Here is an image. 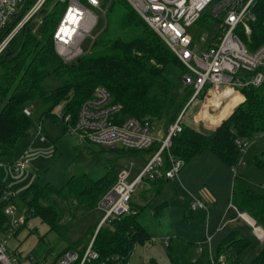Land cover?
<instances>
[{"label": "trees", "instance_id": "16d2710c", "mask_svg": "<svg viewBox=\"0 0 264 264\" xmlns=\"http://www.w3.org/2000/svg\"><path fill=\"white\" fill-rule=\"evenodd\" d=\"M52 1L54 0H47L17 30L7 46L9 53L4 51L0 55V161L11 159L17 144L31 136L34 128L32 110L39 111L40 120L56 122L54 111L61 108L60 113L63 116L70 114L73 123L80 107L93 98L97 88H102L109 94L112 104L121 105L120 112L113 117L116 124L132 117L163 122L167 127L177 119L194 93V89L183 81L187 70L163 40L124 0H116L109 5L106 19L107 13L117 3L119 12L122 13L121 22L113 27L111 33H108L106 26L93 45L98 50L69 64L63 63L57 56L52 42V35L64 14L67 0L53 4ZM79 1L86 4V0ZM35 2L36 0H26L16 20L0 32V42ZM253 14L255 21L250 24V35L245 36L239 32L240 39L250 51L264 43V0L256 1ZM37 18L41 22L35 28ZM214 23L205 13L198 22L195 39L202 33L211 35ZM50 78L59 81V85L49 91L45 88L44 81ZM239 93L244 101L234 108L212 134L205 136L183 124L182 132L172 138L168 153L183 159L186 164L210 152L228 169L234 168L241 159L235 140L252 142L264 138V81L259 87L241 88ZM236 103L231 102L223 110L222 117ZM201 108L199 103L191 110L188 117L191 124ZM25 109L31 111V116L23 113ZM205 117L209 118L207 115ZM222 117L212 119L211 122L216 123ZM62 127L66 132L65 127ZM158 148L159 144L153 143L151 148L145 150L149 153L148 157ZM84 150L94 154L90 147ZM134 152L142 151L123 148L105 151L99 147L96 163L104 170L100 177L73 175L61 189L50 184L34 183L22 195L18 205L14 196L2 199L7 188L0 179V234L5 233L9 227V217L5 215L4 209L12 204L17 212L25 210L24 224L16 231L30 219L38 218L47 225L49 232L64 237L69 224L64 222L63 205L72 219L79 209L85 212L95 211L97 204L116 181L117 173L122 168L118 162ZM168 153H163L162 171L170 166ZM143 181L149 182L148 185L153 188L164 184L166 179L157 177ZM232 202L240 213L247 214L264 231V195L256 193L244 181L235 177ZM146 207L138 206L131 199L127 214L102 225L96 232L100 222V218L97 219L88 228V240L83 247L77 249L69 244L62 253H78L79 259L73 264H79L93 240L92 250L97 258L84 264H127L135 246L144 244L151 238L150 232L142 224ZM179 243L182 246L180 254L176 252L173 242L168 244V264H208L205 254L194 256L193 243L184 240ZM254 243L256 244L252 238L244 237L238 231H231L217 244L216 258L223 257L226 264H264V244L249 261H245V255L254 247Z\"/></svg>", "mask_w": 264, "mask_h": 264}, {"label": "built area", "instance_id": "2783aa9c", "mask_svg": "<svg viewBox=\"0 0 264 264\" xmlns=\"http://www.w3.org/2000/svg\"><path fill=\"white\" fill-rule=\"evenodd\" d=\"M46 1L36 0L15 28L0 42V55L6 51L17 30L30 20ZM107 1V8L103 9L101 0H86V4L79 0H67L64 14L52 35L55 53L63 63H72L91 51L102 32H98L97 35L92 34L99 19L91 8L101 13L105 22L104 30L107 9L116 0ZM124 1L163 40L185 67L187 72L183 81L194 89V93L177 119L163 130L164 138L162 140H159L155 134L154 122L148 119L138 120L129 117L120 124L114 123L113 117L120 112L122 107L119 104H112L109 94L102 88H97L93 98L80 107L75 122L71 123L70 114L63 116L62 113H59V120L65 127L66 133L73 137L78 145L86 146V148L97 145L105 151H111L119 146L127 150L145 151L151 148L153 143L159 144L158 150L149 157L144 163L143 169L135 177H132L134 164L118 171L115 183L97 204L96 209L102 213L97 231L102 225L128 213L132 195L143 180H153L157 177L174 180L178 176L185 162L168 152L172 138L182 132L183 119L189 107L197 102H204L203 104L208 102V107L211 106L218 110L222 101L228 96L226 91L239 92V89L248 86L259 87L264 81V43L256 50L250 51L239 35V32L245 36L250 35V24L255 21L253 8L257 0ZM25 2L26 0H0V32L16 20ZM205 13L215 21L216 27L211 35L202 33L196 40L195 33L199 26L198 22ZM88 39L90 42L85 49L83 44ZM212 99H215L216 102L212 103ZM23 113L28 117L31 116L29 109H25ZM37 137L44 140L40 127L37 129ZM235 144L239 149L241 159L231 169L234 174L242 164V158L249 146V141L236 139ZM164 152L168 153L170 164L166 171H162ZM26 155L27 153L23 152L11 163L12 171L15 174L29 168ZM11 197L13 194L8 189L3 192L2 199ZM9 207L11 209H7ZM189 210L191 212H206L207 207L202 201L191 196ZM4 213L11 219V222L7 231L0 234V264H20L16 257L8 251L7 245L16 230L24 224L25 210L21 209L20 212H17L16 207L10 204L5 207ZM250 226L257 240L263 242L264 237L256 234L254 226ZM255 227L257 226L255 225ZM212 241V237H207L205 244L197 246V252L202 253L206 250L208 264H226L223 257L216 258L211 247ZM162 242L168 244L167 241ZM92 243L93 240L88 245L79 264L97 258L92 250ZM78 259V253L64 252L56 257L53 264H73Z\"/></svg>", "mask_w": 264, "mask_h": 264}, {"label": "rangeland", "instance_id": "374dc122", "mask_svg": "<svg viewBox=\"0 0 264 264\" xmlns=\"http://www.w3.org/2000/svg\"><path fill=\"white\" fill-rule=\"evenodd\" d=\"M57 1L66 2V0H54L51 3L53 4ZM101 4L103 9H106L108 1L101 0ZM91 10L97 14L99 19L98 25L92 32V34L97 35L98 32H103L105 22L98 10L94 8H91ZM121 16L122 13L119 12V6L115 3L107 13L106 26L108 27V33H111L113 27L121 22ZM40 22V18L35 20V28L38 27ZM214 25L216 27L215 23ZM89 42L88 39L83 44V48L87 49ZM97 50L98 47L94 46L88 54L95 53ZM44 82L45 88L49 91L59 85V81L52 78ZM204 105H206L205 108L208 106V104ZM191 107L194 108V106ZM191 107L186 111L183 124L192 110ZM54 112L57 119L56 122H51L45 119L40 120L39 111L32 110L34 128L31 136L17 144L11 159H2L0 161V179L13 194L17 205L21 203V197L25 191L34 183L39 185L50 184L56 189H61L70 176L88 174L92 178H98L104 172L101 166L96 163L99 146H90L94 150V154L85 152L86 146L78 145L73 137L63 131L59 120L61 108ZM212 125H215V123L212 122ZM39 127L44 140L37 137V129ZM154 127L157 138L162 140L164 138L163 130L166 125L163 122H154ZM117 148L120 147L118 146ZM23 152L27 153L26 160L29 168L15 174L12 171L11 163L19 158ZM207 155L211 156L216 164H220L225 173L222 174L206 155L187 163V168H192L190 172L191 182L188 187L186 186L187 190L175 183L172 185L175 188L176 195L184 198L185 202L179 203L176 201L175 205L172 206L174 195L169 187L171 182H167L162 191L148 204L149 212L142 216V224L150 232L151 238L144 244L135 246L127 264H168L166 257L167 244L162 241L173 239L175 236L193 237L194 235L197 237L200 233L199 227L204 237L206 224L202 217L199 218V221L194 220L192 225H185L181 221L180 214L183 215V206L188 204L189 195L197 198L200 195L202 197L203 192H208V194L213 192L219 196L221 201L218 202L219 204H214V207L209 205L213 212L215 211L212 213V220L219 209L221 210L220 213L225 209V207L222 208L220 206V203H225L226 206L232 203L234 176L244 181L256 193L264 195V138L252 142L249 141V146L242 158V164L237 168L235 174H233L232 170L226 169L211 153H207ZM148 156L149 153L146 151L130 153L127 154L124 160H120L118 165L126 168L130 164H134L132 177H135L143 169V163L149 159ZM148 183L143 181L136 187L132 195L133 203H141V197H143L141 195L142 189L146 188ZM201 199L204 201L203 197ZM63 206L64 222L69 224L68 231H66L64 237L59 236L57 233L49 232L47 225L41 223L38 218L30 219L24 227H21L11 237L7 248L20 264H53L56 257L63 254L62 251L69 244L80 249L87 243L88 228L102 217V213L98 212L97 209L90 212L79 209L72 219L65 205ZM7 209H11V207ZM231 213L236 215L233 211ZM244 219L252 223L246 215ZM10 222L11 219H8V223ZM228 229L230 227H227L226 231ZM246 229V236L253 238V229L250 226H246ZM199 242L201 241H196V244L199 245ZM261 246L262 244L258 242L254 243V247L246 253L245 261H249L251 254L253 253L254 255Z\"/></svg>", "mask_w": 264, "mask_h": 264}, {"label": "crops", "instance_id": "0c3cea01", "mask_svg": "<svg viewBox=\"0 0 264 264\" xmlns=\"http://www.w3.org/2000/svg\"><path fill=\"white\" fill-rule=\"evenodd\" d=\"M226 92H227L228 96L223 101L221 100L222 101V104L220 105V107L218 108V110L216 108L211 107V106L210 107L207 106L208 108L206 107L207 108L206 109L205 108L206 105L203 106V103H200V105L202 106V108L199 111L198 115L195 117L193 123L191 124L188 121V119H189L188 117H189V114H190L189 113L188 116H187L186 121L184 122V125L187 126V127H189V128H191V129H193V130H195V131H197L200 134L205 135V136H209L210 134H212L217 129V127L220 125V123L229 116V114L234 110V108L236 106H238L239 104H241L244 101V97L239 92H237V91H232V92L231 91H226ZM233 101H236L237 103L234 104L229 109V111L222 117V114L224 113L223 110H226V108ZM215 102H216V100L214 99V101H213V99H212V103H215ZM205 103L208 104V102H205ZM196 104L197 103H194L193 106L195 107ZM204 108L206 110H204ZM205 115H207L209 118L205 117ZM211 116H212V118H210ZM219 116L222 117L221 120L218 121V122H216L215 125H212L211 120L212 119L213 120H216ZM207 153H210V152H206V153L200 155L199 157L204 156V155H206V157H209L211 159L212 163L219 169V171L222 174H224L225 172H224L223 168L220 166V164H216L214 162V160L212 159V157L209 156V155H207ZM213 157H215V156L213 155ZM216 160L219 161L217 158H216ZM187 166L188 165L186 163L184 165V167L182 168V170L179 172L178 176L174 180H166V182L164 184L156 185L153 188L150 187L147 184L146 185V188H143L142 189V194L141 195H143V197H141V201H140L141 203L140 204H137V205L138 206H145V207L147 206L146 207L147 210L145 211V213L147 214L149 212L148 211V206H149L148 204L162 191L163 187H165V185H166L167 182H171V184L169 185V187L173 191V195H174V197H173L174 198V201L172 203V206L175 205L176 201H178L179 203H184L185 202V199L184 198H181L179 195H176L175 190H174L175 188H174V186L172 187V185L175 183L178 186L183 187L184 189H186L189 186V183L191 182L190 172L192 171V168H187ZM226 169H228V168L226 167ZM228 170H230V169H228ZM235 177H237V176H234V178ZM155 190H157L156 191L157 193L155 192ZM198 197L197 198L200 201H203L201 199L203 197V199H204L203 203L207 207L206 212L205 211L191 212L189 210V203L191 201V195H189L188 204H185L183 206V215L180 214V217H181L182 223L185 224V225H189V224L192 225L194 223V220H198L199 221V218L202 217L204 219V221H205V224H206V228L204 229V237L202 236L203 233L201 231V228L199 227L200 233H199V235L197 237H195L194 235H193V237H185V236H180L179 237V236H175L173 239L167 240L168 244H170L172 242L174 243L175 248H176V252L178 254H180L182 252L181 251L182 250V246L179 243L180 240H184L185 242H191V243L194 244V246H195V248L193 249L194 256L198 257L200 255L205 254V256L207 258L206 250H204V252H202V253L197 252L196 248H197L198 244H196V241H201V242H199V245H203V244H205V240H206L207 237H212V240L213 241L211 242V247L214 250V252L216 253L215 250H216L217 244L219 243V241L227 233H229L231 231H238L241 235H243L244 237H247L246 236V234H247L246 226L249 227L250 225L247 224V222H245L241 218L242 214L244 215L245 213H240L238 211V209L234 206V204H233L232 201H231L232 203L231 204H228L227 206H226L225 203H220V206L222 208L225 207V209L222 211V213H220L221 210L219 209L217 211V214H214L213 220H212V213H214L215 211L213 212V209L209 205H212L213 206L214 204L215 205L216 204H219L218 203L220 201L219 196L217 194L213 193V192H210L209 194H208V192H205V193L203 192L202 197H201V195L198 196ZM231 211H233L236 215H233L231 213ZM245 215H247V214H245ZM227 227H230V229H228L226 231V228ZM205 234H206V238H205ZM253 235H254V233H253ZM252 239L255 242H258L259 244H262V245L264 244L263 242H260L259 240H257V238H256L255 235H254V237ZM168 244L166 246H168ZM255 254H256V252H255ZM254 255H253V253L251 254L252 257ZM251 256H250V258H252ZM207 261H208V259H207Z\"/></svg>", "mask_w": 264, "mask_h": 264}, {"label": "bare ground", "instance_id": "6f19581e", "mask_svg": "<svg viewBox=\"0 0 264 264\" xmlns=\"http://www.w3.org/2000/svg\"><path fill=\"white\" fill-rule=\"evenodd\" d=\"M246 216H247V215H246ZM243 217L245 218V214H244V215L242 214V218H243ZM247 217H248L249 220L252 222V223H250L249 221L246 220V221L248 222V224L254 226V228H255V230H254L255 233L258 234L260 237L262 236V238H263V237H264V232L262 231V229H261L260 227H255V225H254V221H252L253 219L250 218L249 216H247ZM244 218H243V219H244ZM244 220H245V219H244Z\"/></svg>", "mask_w": 264, "mask_h": 264}, {"label": "water", "instance_id": "95a60500", "mask_svg": "<svg viewBox=\"0 0 264 264\" xmlns=\"http://www.w3.org/2000/svg\"><path fill=\"white\" fill-rule=\"evenodd\" d=\"M6 52H7V54L9 53L8 49H6ZM96 232H97V230H96ZM96 232H95V234H96Z\"/></svg>", "mask_w": 264, "mask_h": 264}]
</instances>
